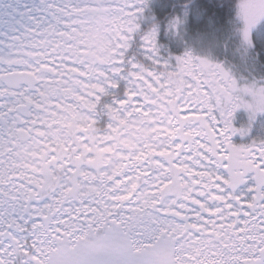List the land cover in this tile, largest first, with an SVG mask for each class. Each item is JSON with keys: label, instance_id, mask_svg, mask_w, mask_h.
<instances>
[{"label": "snow or ice", "instance_id": "1", "mask_svg": "<svg viewBox=\"0 0 264 264\" xmlns=\"http://www.w3.org/2000/svg\"><path fill=\"white\" fill-rule=\"evenodd\" d=\"M0 264H264V0H0Z\"/></svg>", "mask_w": 264, "mask_h": 264}, {"label": "rangeland", "instance_id": "2", "mask_svg": "<svg viewBox=\"0 0 264 264\" xmlns=\"http://www.w3.org/2000/svg\"><path fill=\"white\" fill-rule=\"evenodd\" d=\"M193 114H194V113H192V112H189V113H188L189 116H191V115H193Z\"/></svg>", "mask_w": 264, "mask_h": 264}]
</instances>
